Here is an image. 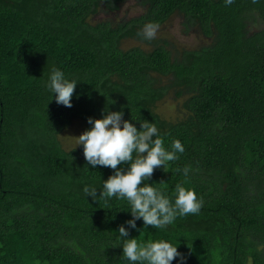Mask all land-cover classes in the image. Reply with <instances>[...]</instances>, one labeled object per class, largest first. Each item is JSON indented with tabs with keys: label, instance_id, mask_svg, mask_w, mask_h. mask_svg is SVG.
<instances>
[{
	"label": "trees",
	"instance_id": "16d2710c",
	"mask_svg": "<svg viewBox=\"0 0 264 264\" xmlns=\"http://www.w3.org/2000/svg\"><path fill=\"white\" fill-rule=\"evenodd\" d=\"M126 1L0 0V264H130L122 240L131 238L178 246L186 264H264V26L251 30L264 24V0H134L138 16L96 20ZM174 16L209 43L174 55L137 35ZM54 67L78 82L71 108L47 87ZM171 95L183 99L176 121L158 112ZM106 106L138 130L155 123L166 150L182 143L146 183L173 203L178 183L194 189L198 214L130 229L127 200L86 197L113 170L59 137L75 121L90 130ZM186 166L187 177L176 171ZM121 225L130 235L119 239Z\"/></svg>",
	"mask_w": 264,
	"mask_h": 264
},
{
	"label": "clouds",
	"instance_id": "9594fccd",
	"mask_svg": "<svg viewBox=\"0 0 264 264\" xmlns=\"http://www.w3.org/2000/svg\"><path fill=\"white\" fill-rule=\"evenodd\" d=\"M256 2L257 0H253V3ZM233 3L234 0H225L226 6ZM159 27L158 23H147L137 35L146 40L155 39ZM77 84L76 80L66 79L65 74L54 67L47 87L55 94V102L58 105L71 108ZM114 103L115 101H112L111 104ZM101 115V119L89 117L87 123L92 126L90 130H85L79 137H73L78 146H83L87 164L93 168H110L114 173L103 181L99 196L97 188L85 187L83 191L86 197H91L94 202L97 199L103 200L106 207L113 197L127 200L131 205L130 212L133 217L126 221L130 229H136V221L141 219L145 228L151 226L153 229H160L172 224L178 216L198 214L203 207V200L197 197L194 189H186L182 183H178L173 203L153 184L146 183L152 178L155 169L164 168L167 162L179 159L177 153L182 154L185 151L182 143L174 140L172 150H166L155 123L142 120L138 122V130L133 123L124 120L123 111H110L107 106ZM123 165L128 167L125 169ZM176 171H182L187 177L191 168L186 166ZM141 184L144 186L141 187ZM159 184L166 183L161 181ZM118 232L119 239L130 235L124 225L119 226ZM122 241L123 257L130 264H172L177 258L180 264H186V257L178 251V246H173L165 240L141 243L137 238H131Z\"/></svg>",
	"mask_w": 264,
	"mask_h": 264
},
{
	"label": "rangeland",
	"instance_id": "374dc122",
	"mask_svg": "<svg viewBox=\"0 0 264 264\" xmlns=\"http://www.w3.org/2000/svg\"><path fill=\"white\" fill-rule=\"evenodd\" d=\"M141 10L136 6L134 0H127L118 12L100 13L96 16L97 21L101 20H120L131 19L138 16ZM264 24L261 22L252 24L251 30L256 31L262 29ZM156 39L162 41L161 44L166 45L174 55L184 50H195L201 46L207 45V40L199 30L194 27H186L180 16L172 17L164 26L158 29ZM140 44L135 41H126L124 48L128 49ZM183 99H176L174 95L165 98L158 106V112L170 121H176L181 115L179 113L182 107ZM85 130L80 122L75 121L64 133L61 134L59 140L66 150H72L81 147L73 137H79Z\"/></svg>",
	"mask_w": 264,
	"mask_h": 264
}]
</instances>
